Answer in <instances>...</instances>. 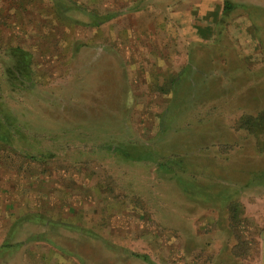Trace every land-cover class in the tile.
Returning a JSON list of instances; mask_svg holds the SVG:
<instances>
[{"label":"rangeland","instance_id":"374dc122","mask_svg":"<svg viewBox=\"0 0 264 264\" xmlns=\"http://www.w3.org/2000/svg\"><path fill=\"white\" fill-rule=\"evenodd\" d=\"M58 1L0 0V102L18 129L0 142V243L24 241L0 264H79L25 243L41 231L85 264H151L125 250L264 264V122L237 124L264 110V0H231L249 13L219 31L223 0ZM94 14L114 16L87 25ZM18 44L32 79L11 85ZM118 144L156 160H124Z\"/></svg>","mask_w":264,"mask_h":264},{"label":"trees","instance_id":"16d2710c","mask_svg":"<svg viewBox=\"0 0 264 264\" xmlns=\"http://www.w3.org/2000/svg\"><path fill=\"white\" fill-rule=\"evenodd\" d=\"M55 1H57V3L59 2L58 0H55ZM237 10L247 11L248 8L247 6L243 4L233 2L231 0H223L220 14L219 13H217L216 15L214 14L216 16L215 26L217 28V31H219L220 28L225 27L228 21V18L232 15V13H235ZM55 11L59 12L56 9ZM248 13H249V10H248ZM113 16L114 14H103L102 16L101 15L97 16V14H94L92 16L94 20L86 24L90 26H97L107 20H110L111 18H113ZM8 49H9L8 50L9 58L11 62L5 69L7 77H8L7 80H9V83L11 85H13L14 82L17 83V82L25 81V83H30L32 79V53L29 51V49L25 48L21 44L10 46ZM257 119L259 120L262 119L264 122V110L255 116L244 115L240 117L237 124L239 127H243L246 130H252ZM14 123H15V119L12 118L10 115H8L4 111L2 102H0V142L10 143L12 139L14 138L15 134L18 133V129L16 128V126H12ZM147 149L148 150H146V152H148V154L140 156L138 154L139 153L138 148L136 147L132 148L131 150L128 149L126 145H120V144L111 147V151H113L116 155L123 158L124 160L129 161V160H143V159L148 160L150 159L151 161H155L156 159L151 158V152H149L150 149L149 148ZM152 154H153V151H152ZM156 163L165 169H166V166L168 165L167 160L158 161ZM179 183L182 188H185V185L183 184V182L179 181ZM231 210H233V208H231ZM39 216L40 215L38 214H28L27 216H25V219L38 223L40 221ZM231 218L233 217L231 216ZM58 223H60L61 226H63L64 228L68 230L78 231L77 226L75 227V225L70 222H58ZM53 224L54 223L51 222L50 225H53ZM86 235L90 236V234H86ZM31 241H35V242L44 241L46 243H49L54 248H56L62 255H65L68 257H74V258L77 257L79 264H85L86 262L85 258H83L81 250L75 248L74 244L73 246H71L72 248L70 247V245H72L70 244V242L73 241L70 238H68L67 240H63L61 242H56L50 236H48L47 232L41 231V232L30 233L26 237L25 243L31 242ZM22 242H19V241L11 242L9 241L8 238L3 240L0 243V259H4L7 256H10L12 253L16 252L19 249V246L22 245L21 244ZM105 245L109 246V249H111L110 247H113L112 248L113 251H115L116 250L115 248L117 247L110 242L105 243ZM125 253L134 258L142 259L151 264L153 263L147 254L133 252L130 250H125Z\"/></svg>","mask_w":264,"mask_h":264},{"label":"crops","instance_id":"0c3cea01","mask_svg":"<svg viewBox=\"0 0 264 264\" xmlns=\"http://www.w3.org/2000/svg\"><path fill=\"white\" fill-rule=\"evenodd\" d=\"M237 3H238V2H237ZM221 8H222V7H221ZM262 10H264V8H262ZM198 19H199V18H198ZM202 20H203V22L205 23V21H206L205 18H203V19L200 18V19H199V23H201L200 21H202ZM201 25H202V24H201ZM203 25H205V24H203ZM203 27H204V26H203ZM203 29H204V28H201V30H203ZM216 31H217V28H216ZM200 33H201V34H200ZM197 34H198V35H202V34H204V33H203V32H198V31H197ZM134 45H135V44H134ZM132 47H133V46H132Z\"/></svg>","mask_w":264,"mask_h":264}]
</instances>
